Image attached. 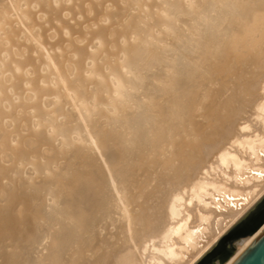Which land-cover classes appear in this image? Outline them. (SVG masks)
<instances>
[{
  "label": "bare ground",
  "instance_id": "6f19581e",
  "mask_svg": "<svg viewBox=\"0 0 264 264\" xmlns=\"http://www.w3.org/2000/svg\"><path fill=\"white\" fill-rule=\"evenodd\" d=\"M263 197L264 0H0V264H196Z\"/></svg>",
  "mask_w": 264,
  "mask_h": 264
},
{
  "label": "rangeland",
  "instance_id": "374dc122",
  "mask_svg": "<svg viewBox=\"0 0 264 264\" xmlns=\"http://www.w3.org/2000/svg\"><path fill=\"white\" fill-rule=\"evenodd\" d=\"M264 197L261 201L255 204L251 210L243 215L223 236L220 238L215 245L196 263V264H212L217 257H221L228 250L227 246L231 245L233 248L247 237L250 233L246 234L244 231L247 230L250 223L255 221L256 216L264 207L262 204ZM258 205V206H257ZM260 207V208H259ZM246 215V216H245ZM252 216V217H251ZM245 217V218H244ZM243 218V219H242ZM250 218V219H249ZM239 222V223H238ZM247 223V224H246ZM246 224V225H245ZM240 225V226H238ZM242 226V227H241ZM238 228V229H237ZM238 230V231H237ZM241 238V239H240ZM237 243H236V241ZM235 241V242H234ZM227 249V250H226ZM217 253V254H216ZM216 254V255H215ZM215 255V256H214ZM220 255V256H219Z\"/></svg>",
  "mask_w": 264,
  "mask_h": 264
},
{
  "label": "water",
  "instance_id": "95a60500",
  "mask_svg": "<svg viewBox=\"0 0 264 264\" xmlns=\"http://www.w3.org/2000/svg\"><path fill=\"white\" fill-rule=\"evenodd\" d=\"M262 204H264V201ZM262 214L264 215V210ZM257 222L244 232L248 233L251 229H254ZM231 264H264V228Z\"/></svg>",
  "mask_w": 264,
  "mask_h": 264
}]
</instances>
